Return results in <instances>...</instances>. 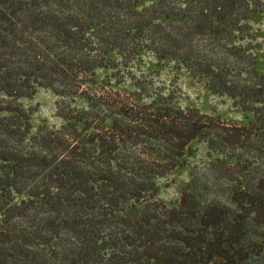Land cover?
I'll use <instances>...</instances> for the list:
<instances>
[{
  "label": "trees",
  "instance_id": "16d2710c",
  "mask_svg": "<svg viewBox=\"0 0 264 264\" xmlns=\"http://www.w3.org/2000/svg\"><path fill=\"white\" fill-rule=\"evenodd\" d=\"M136 2L0 0V264H264V74L249 21L264 0ZM144 53L250 118L182 108L125 72ZM126 79L133 90L114 89ZM40 88L65 124L33 130L18 99ZM196 141L213 160L169 208L158 181Z\"/></svg>",
  "mask_w": 264,
  "mask_h": 264
},
{
  "label": "rangeland",
  "instance_id": "374dc122",
  "mask_svg": "<svg viewBox=\"0 0 264 264\" xmlns=\"http://www.w3.org/2000/svg\"><path fill=\"white\" fill-rule=\"evenodd\" d=\"M151 3L152 0H137L135 10L147 7ZM249 21L254 35L253 46L257 57V68L261 74H264V8L250 14ZM124 70L137 77L143 75L151 79L155 86L165 89L166 93H173L182 108H194L202 114L238 124H245L250 118V115L243 112L228 96L212 92L205 81L194 77L184 67L174 62L159 61L152 53H144ZM107 73L108 71L105 70L98 72L100 81ZM133 88L132 82L128 79L120 87H114L123 91H131ZM60 100L61 98L52 91L40 88L33 96L19 98L18 103L31 111L30 122L35 131L43 125L60 127L66 123V120L56 115V106ZM74 106L78 110L86 109L87 102L84 98H77ZM212 160L213 155L204 143L200 141L192 143L184 158V165L158 181L159 191L156 200L169 208L177 207L182 191L190 182L192 174L205 172Z\"/></svg>",
  "mask_w": 264,
  "mask_h": 264
}]
</instances>
